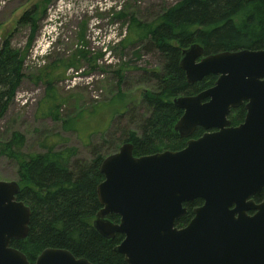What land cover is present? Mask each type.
<instances>
[{
	"label": "water",
	"instance_id": "obj_1",
	"mask_svg": "<svg viewBox=\"0 0 264 264\" xmlns=\"http://www.w3.org/2000/svg\"><path fill=\"white\" fill-rule=\"evenodd\" d=\"M179 68L189 86L217 76L212 87L173 100L183 111L176 134L190 138L197 127L206 133L179 151L135 157L125 143L106 156L93 228L105 239L123 236L114 251L125 264H264V199L253 200L264 192V49L204 56L194 44ZM242 104L244 120L231 126L229 113ZM19 192L17 182L0 181V264H30L10 246L28 235L31 213ZM195 199L202 205L178 229L183 204ZM33 264L90 263L46 249Z\"/></svg>",
	"mask_w": 264,
	"mask_h": 264
},
{
	"label": "trees",
	"instance_id": "obj_2",
	"mask_svg": "<svg viewBox=\"0 0 264 264\" xmlns=\"http://www.w3.org/2000/svg\"><path fill=\"white\" fill-rule=\"evenodd\" d=\"M45 6L36 4L35 10L23 13L18 18V24L31 32L23 50L13 49L9 38L0 45V119L25 77V61L36 36V23L43 15ZM136 16L122 12L117 17L126 26L125 34L118 38L120 51L142 48L159 58L156 69L137 72L140 78L154 86L153 90L139 92L144 106L139 109L142 113L140 116H135L134 111L130 110L125 114L126 107L129 109L131 105L124 103V113H115L112 118L109 138L106 140L103 132L98 143L100 146L90 148V157L85 160L77 159L76 147L56 150L55 144L43 146V153L25 155L21 152L24 136L16 132L11 134L9 140L0 141V157L16 163V181L20 188L17 200L27 206L31 213L27 237L12 241L11 247L20 251L30 264L46 249L68 251L73 257L85 259L90 264H125L124 257L114 251L123 236L115 234L113 238L105 239L92 226L101 209L96 194L97 186L103 181L99 172L101 162L125 143L132 145L135 157L179 151L185 147L189 139L180 138L174 131L183 112L172 101L176 97L192 96L212 87L217 77L209 75L192 86L187 85L184 72L179 68L184 49L198 44L205 56L264 49V0H180L174 5L160 8L148 21H141ZM133 53L137 54V50ZM80 57L85 58V54L79 53L78 60ZM97 57H94V62ZM76 62L71 59L62 61L59 66L56 63L49 65L51 72H44L49 91L52 90L51 83L60 77L57 70L62 67L64 70L70 67L76 69L79 66ZM93 68L94 65L91 66ZM129 72L128 65L119 63L112 74L118 77L116 87H120L122 79H127ZM50 97L52 93L46 102L53 100L55 105L44 113V117L61 121V102L58 103L55 95L51 100ZM245 114L244 104L232 110L228 116L231 125L243 122ZM116 118L120 123L126 122V126L118 124L114 132L112 123ZM69 121L70 117L61 123L66 130L76 131L68 126ZM203 134L204 131L197 128L191 138ZM263 198L262 192L254 197V201L260 202ZM201 205L200 199L183 204L186 214L175 226L178 229L185 227L193 218V210ZM107 218L112 223L118 222L117 216Z\"/></svg>",
	"mask_w": 264,
	"mask_h": 264
},
{
	"label": "rangeland",
	"instance_id": "obj_3",
	"mask_svg": "<svg viewBox=\"0 0 264 264\" xmlns=\"http://www.w3.org/2000/svg\"><path fill=\"white\" fill-rule=\"evenodd\" d=\"M179 1L0 0V45L9 38L11 47L16 50H23L31 33L30 29L18 24V18L35 10L36 4L46 5L36 23V36L25 61L23 82L0 119V141L9 140L16 132L24 136L21 152L25 155L43 153V146L55 144L56 150L76 147L77 159H88L90 148L100 146L101 134L104 132L106 140L109 138L112 118L115 113L125 110L124 103L131 105L129 109L126 107L125 114L130 110L140 116L139 109L144 106L139 92L154 88L137 72L156 69L159 58L142 48L120 51L118 38L125 34L126 26L117 18L119 13L134 14L141 21H148L160 8ZM136 50L137 54H134ZM79 53H84L85 58L78 60ZM95 56L98 57L94 62ZM71 59L79 66L57 70L60 77L51 83L52 90L49 91L45 76L51 72L49 65L56 63L59 66L62 61ZM119 63L128 65L130 72L127 79L121 80L120 87H116L118 77L112 74ZM51 93L58 103L61 102L60 120L66 121L70 117L68 126L76 131L66 130L61 121L44 117V113L55 105L53 100L46 102ZM118 121L116 118L112 123L114 132L118 124L126 126V122ZM16 180V163L0 157V181Z\"/></svg>",
	"mask_w": 264,
	"mask_h": 264
},
{
	"label": "flooded vegetation",
	"instance_id": "obj_4",
	"mask_svg": "<svg viewBox=\"0 0 264 264\" xmlns=\"http://www.w3.org/2000/svg\"><path fill=\"white\" fill-rule=\"evenodd\" d=\"M121 113H123V112H121ZM121 113H119V114H121ZM249 214H252L251 212H249ZM118 223V222H117ZM116 224V223H115ZM76 259H80V258H76Z\"/></svg>",
	"mask_w": 264,
	"mask_h": 264
}]
</instances>
